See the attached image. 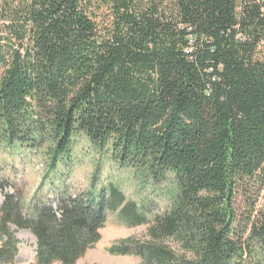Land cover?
Listing matches in <instances>:
<instances>
[{"label": "trees", "instance_id": "obj_1", "mask_svg": "<svg viewBox=\"0 0 264 264\" xmlns=\"http://www.w3.org/2000/svg\"><path fill=\"white\" fill-rule=\"evenodd\" d=\"M80 135L177 184L146 240L122 239L111 255L264 264V211L247 234L236 209L264 187V0H0V151L40 150L50 172ZM111 192L98 202L65 191L59 213L45 202L29 216L7 194L0 264L19 254L12 226L37 239L36 264H77L101 240L105 201L124 202ZM121 211L149 224L131 203Z\"/></svg>", "mask_w": 264, "mask_h": 264}, {"label": "rangeland", "instance_id": "obj_2", "mask_svg": "<svg viewBox=\"0 0 264 264\" xmlns=\"http://www.w3.org/2000/svg\"><path fill=\"white\" fill-rule=\"evenodd\" d=\"M47 160L43 152L27 145L16 144L1 149L0 207L7 194H20L27 216L31 214V208L45 202L51 203L59 213L58 199L65 191L75 197L91 194L98 202H103L112 198L111 186H117L124 194V202L113 210L109 206L112 202L105 201L108 219L101 230V240L77 264H142L137 256L111 255L108 249L130 237L141 242L146 240L150 223L171 206L177 193L174 176L169 174L164 179L155 180L146 171L142 174L120 165L114 161L111 151L94 147L81 135L76 137L70 155L61 159L54 171L46 172ZM254 189L251 197L240 195L236 203L241 227H247V234L264 211V187L259 192ZM130 203L136 206L137 213L149 220V224L131 226L122 218L121 210ZM11 228L19 240L15 264H36L37 239L27 230ZM167 244L176 251L180 250L174 240H168ZM252 263L249 258V264Z\"/></svg>", "mask_w": 264, "mask_h": 264}]
</instances>
